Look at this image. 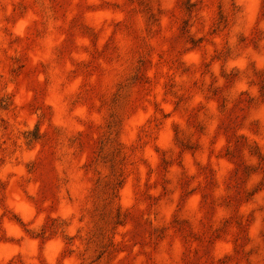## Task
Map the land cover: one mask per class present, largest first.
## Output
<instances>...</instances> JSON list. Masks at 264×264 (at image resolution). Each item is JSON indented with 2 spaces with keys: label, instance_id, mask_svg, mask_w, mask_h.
Masks as SVG:
<instances>
[{
  "label": "rangeland",
  "instance_id": "1",
  "mask_svg": "<svg viewBox=\"0 0 264 264\" xmlns=\"http://www.w3.org/2000/svg\"><path fill=\"white\" fill-rule=\"evenodd\" d=\"M0 264H264V0H0Z\"/></svg>",
  "mask_w": 264,
  "mask_h": 264
}]
</instances>
